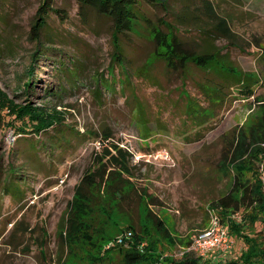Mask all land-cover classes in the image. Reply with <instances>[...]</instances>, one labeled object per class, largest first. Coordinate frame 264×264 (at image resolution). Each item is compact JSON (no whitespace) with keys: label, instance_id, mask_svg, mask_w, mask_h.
Segmentation results:
<instances>
[{"label":"rangeland","instance_id":"374dc122","mask_svg":"<svg viewBox=\"0 0 264 264\" xmlns=\"http://www.w3.org/2000/svg\"><path fill=\"white\" fill-rule=\"evenodd\" d=\"M136 1L147 21L120 38L129 72L123 84L110 19L76 0H55L67 18L50 15L42 34L47 49L33 59L38 44L31 30L42 0H0V89L17 105L57 110L64 119L45 133L20 135L21 122L8 109L0 114V264H98L89 257H99L97 250L69 249L61 233L75 186L112 144L130 152L134 182L153 197L151 209L175 238L161 247L164 257L181 258L218 217L208 209L231 185L221 165L226 141L264 108V0ZM205 1L229 22L232 39L215 30ZM156 31H173L195 53L219 52L225 64L254 77L252 87L241 93L234 80L194 65L172 71L160 59ZM31 66L34 85L26 92ZM214 87L221 91L213 95ZM190 101L207 112L204 117L189 111ZM108 135L104 144L100 137ZM95 196L90 221L101 252L128 219L114 214L104 183ZM138 204H123L136 224ZM245 249L230 235L226 253L202 259L225 262ZM103 264L124 263L113 255Z\"/></svg>","mask_w":264,"mask_h":264},{"label":"trees","instance_id":"16d2710c","mask_svg":"<svg viewBox=\"0 0 264 264\" xmlns=\"http://www.w3.org/2000/svg\"><path fill=\"white\" fill-rule=\"evenodd\" d=\"M54 1L42 0L32 26L31 37L38 44L32 56L33 59L42 53V48L47 49L42 43V34L47 27L50 15L56 14L62 19L67 18L61 10L54 8ZM76 1L81 9L93 10L98 16L111 20L115 49L113 60L126 75V80H120V82L124 84L129 81L120 38L126 33L134 32L142 21H147L136 12L138 2L136 0ZM143 1L154 5L164 4V0ZM204 9L207 17L215 22V30L220 37L232 39L233 33L229 22L217 13L209 1L204 2ZM164 26L170 27L168 24ZM155 38L162 56L160 59L172 71L179 72L189 65H194L203 71L214 70L218 75L234 80L233 85H238L241 93L247 92L254 83V77L251 74H245L236 67L225 64L220 59L219 52L198 54L187 49L173 31L168 33L156 31ZM33 71V66L27 71L30 79L24 87L26 92H30L34 85ZM109 73H112V69H109ZM99 82L101 83L102 79ZM217 91H221L220 88L214 87L211 90L213 95ZM192 107H195V110ZM188 108L193 115L196 114L199 117H204L207 113L203 110L202 112L193 104V101L189 102ZM6 109L21 122V126L17 128L20 135L28 134L29 129L36 135L45 133L64 121L59 111H48L43 107L37 108L31 105L22 107L15 104L0 89V114ZM109 136H102L100 140L105 144L111 139ZM111 148L112 150L104 148L102 153L97 154L93 168L88 169L75 186V195L68 204L61 233V239L66 247L72 250H81L85 247L97 250L99 257L94 258L92 255L89 257L98 264L105 263L113 255L121 257L124 264H144L145 262L149 264H213L210 260H203L196 256L193 251L184 253L179 259L164 257L161 247L164 242L173 243L175 238L166 221L151 209L149 202L153 204V197L149 196L146 188H140L134 182L137 177L133 171V157L130 152L115 144H112ZM226 152L221 165L229 172L231 185L224 195L209 204L208 213L216 212L220 223L228 226L229 237L233 235L242 240L246 249L237 258L215 264H264V108L247 128L241 129L231 141H226ZM103 183L106 188V197L114 203V214L126 217L128 225L118 234L123 239L121 244L117 243L118 235H116L106 240L108 248L100 252L90 221L92 219L90 213L94 202L97 201L95 191ZM136 201L139 202L138 224L135 223L130 211L123 208V204L128 205ZM101 211L104 212L102 208ZM257 225L261 226L260 232H256ZM128 233L131 235L128 236ZM188 243L191 247V242Z\"/></svg>","mask_w":264,"mask_h":264},{"label":"built area","instance_id":"2783aa9c","mask_svg":"<svg viewBox=\"0 0 264 264\" xmlns=\"http://www.w3.org/2000/svg\"><path fill=\"white\" fill-rule=\"evenodd\" d=\"M210 213L212 214V211ZM130 235L128 233V236ZM122 242V237H118L117 243L121 244ZM229 249V231L222 226L217 216H213L212 226L197 236L190 251H193L198 257L207 258L209 255L226 253Z\"/></svg>","mask_w":264,"mask_h":264}]
</instances>
